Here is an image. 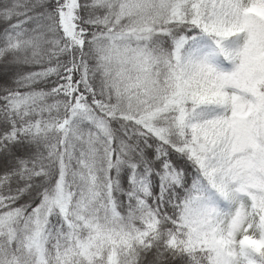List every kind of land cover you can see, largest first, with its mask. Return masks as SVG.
<instances>
[{
	"label": "snow or ice",
	"instance_id": "6c2138e0",
	"mask_svg": "<svg viewBox=\"0 0 264 264\" xmlns=\"http://www.w3.org/2000/svg\"><path fill=\"white\" fill-rule=\"evenodd\" d=\"M0 264H264V0H0Z\"/></svg>",
	"mask_w": 264,
	"mask_h": 264
}]
</instances>
